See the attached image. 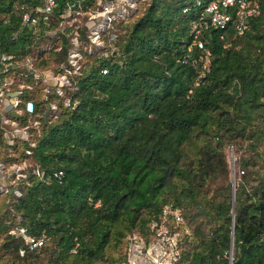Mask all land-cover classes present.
<instances>
[{
	"label": "trees",
	"instance_id": "obj_1",
	"mask_svg": "<svg viewBox=\"0 0 264 264\" xmlns=\"http://www.w3.org/2000/svg\"><path fill=\"white\" fill-rule=\"evenodd\" d=\"M54 1L50 24L66 2L95 3ZM205 1L137 0L109 23L116 52L82 50L69 103L58 98L35 137L32 154L48 179L28 173L20 194L2 203L0 264H119L125 234L147 237L165 203L189 228L174 264H264V0H252L241 32L231 19L203 26ZM41 2L0 0V49L38 67L65 63L68 26L50 36L41 20L19 22L20 3ZM87 26L83 12L78 39ZM46 40L60 47L40 50ZM11 224L45 238L28 248L6 231Z\"/></svg>",
	"mask_w": 264,
	"mask_h": 264
},
{
	"label": "built area",
	"instance_id": "obj_2",
	"mask_svg": "<svg viewBox=\"0 0 264 264\" xmlns=\"http://www.w3.org/2000/svg\"><path fill=\"white\" fill-rule=\"evenodd\" d=\"M136 1L95 0L93 6L86 5L84 9L78 2H66L56 11L57 20L54 24L48 22L49 16L55 13L54 0H42L32 7L24 3L17 6L20 24L35 27L41 20L44 24L42 30L50 36L57 31L63 32L68 26L64 33H68L70 45L66 49L65 63L58 61L53 64L51 61L44 67L36 66L28 55L17 58L0 49V192H3L4 199L20 194L19 186L28 182V173L37 179H48V173H43L32 154L39 127L42 121L55 116L58 98L64 105L69 103L66 88L73 86L69 81V74L78 72V59L82 50L92 52L89 47L83 48L82 43L88 41L95 46L106 24L114 17L117 19L125 16L136 6ZM100 6L101 9L97 11ZM112 10L118 15L114 16L110 12ZM202 10L206 16L201 22L203 26L207 22L223 26L231 19L234 30L241 32L246 26L247 17L256 11V4L252 0H206ZM83 12L88 24L86 40L78 39L76 33V26ZM197 30L194 27V32ZM194 42L197 46L202 45V40L198 37L194 38ZM49 46L58 49L60 43L46 40L40 42L38 48L45 51ZM99 70L103 72L105 66H100ZM59 173L60 169L52 172L53 175ZM6 231L22 237L28 248L38 247L45 238L43 233L34 235L26 232L20 224H11ZM147 231V237L136 230L125 234L124 258L119 264L176 262L179 243L189 232L178 207L163 204L156 217L149 220ZM18 252H22V247L18 248Z\"/></svg>",
	"mask_w": 264,
	"mask_h": 264
},
{
	"label": "rangeland",
	"instance_id": "obj_3",
	"mask_svg": "<svg viewBox=\"0 0 264 264\" xmlns=\"http://www.w3.org/2000/svg\"><path fill=\"white\" fill-rule=\"evenodd\" d=\"M116 1V0H115ZM117 1H119V0H117ZM108 2V1H107ZM104 2H101V4H103ZM115 6H116V4L115 3H113ZM130 7V6H129ZM116 8V7H115ZM101 9V6L99 7V8H97V11H99ZM130 9V8H129ZM132 10V9H131ZM97 11H95V12H97ZM130 11V10H129ZM128 11V12H129ZM95 12H93V14H95ZM110 12H112L113 13V15L114 16H116V15H118V13H116V11L115 10H112V11H110ZM121 18V17H120ZM114 19H116L115 17H114ZM112 21V19L109 21V23ZM105 28H106V34H107V37H108V39H107V41H105L104 40V37H102L101 36V33L99 34V36H100V39H99V41L97 42V44H95V46L94 45H92V44H89L90 42H88V41H84L83 43H82V47L83 48H87V47H89V49L92 51L91 53H99V52H108V51H114V52H116L115 51V44H114V42H113V37L115 36V34H116V27L114 28V26H113V24H106V26H105ZM106 44V45H105ZM81 47V48H82ZM83 58V57H82ZM82 58L79 60V62L82 60ZM79 67H80V64H79ZM263 146V145H262ZM224 150H225V154H226V158H227V160H228V164H229V178H230V180H231V178L233 179V177L235 176L234 175V173H233V171H234V168L236 167V163L234 164V161H235V155H236V153H234L233 151H232V149H231V147H230V145H228V146H225L224 147ZM1 196L3 197V198H1ZM4 195H3V192H0V212H2V210H3V207H4V205H2V203L3 202H5V201H7L8 199L6 198V199H4ZM15 217H18V215H15Z\"/></svg>",
	"mask_w": 264,
	"mask_h": 264
},
{
	"label": "water",
	"instance_id": "obj_4",
	"mask_svg": "<svg viewBox=\"0 0 264 264\" xmlns=\"http://www.w3.org/2000/svg\"><path fill=\"white\" fill-rule=\"evenodd\" d=\"M231 191H232V188H233V179L231 178ZM231 195H232V192H231ZM232 198V196H231ZM231 212H232V208H231ZM230 252H231V239H230V242H229V254H228V258L230 257ZM228 264H229V260H228Z\"/></svg>",
	"mask_w": 264,
	"mask_h": 264
}]
</instances>
